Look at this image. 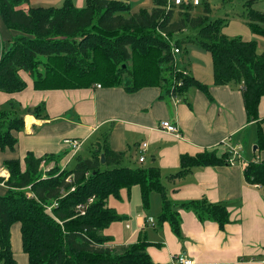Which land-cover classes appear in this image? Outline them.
I'll return each instance as SVG.
<instances>
[{
  "label": "trees",
  "instance_id": "1",
  "mask_svg": "<svg viewBox=\"0 0 264 264\" xmlns=\"http://www.w3.org/2000/svg\"><path fill=\"white\" fill-rule=\"evenodd\" d=\"M29 1L0 0L4 24L17 32L8 45L0 44V91L24 90L27 83L20 74L24 70L37 90L100 84L135 92L158 86L162 98L178 95L191 104L188 93L197 88L213 99L209 85L177 66L174 48L182 52L194 45L212 54L215 85L242 91L247 122L257 123V145L264 150V119L260 118L264 51H259L257 39L226 34L224 28L231 18L212 19L209 1L194 5L154 0L151 9L138 12H133L132 0H85L82 7L73 0L49 7H30ZM256 1L246 0L247 10L238 13V18L264 37V11L253 7ZM199 6L202 8L197 10ZM189 29L192 32L183 35ZM27 114L49 118L46 102L24 107L12 99L0 106V151L16 148L15 133L25 129ZM111 130L105 129L91 143L88 157L78 151L72 169L59 165L66 152L41 157L28 152L25 168L18 158L2 163L9 177L0 176L7 187L0 194V264L17 263L11 240L17 222L28 264H161L153 261L148 252L152 242L143 234L136 242L116 245L113 236L104 232L124 218L108 204L109 197H118L122 189L134 185L140 186L146 211L151 208L152 192L160 194L156 224L161 227L168 222L179 239H183L181 210L193 211L201 222L214 221L222 230L231 222L227 202H212L207 197L176 200L158 165H125L127 153L110 147ZM218 149L181 154L179 168L169 178L229 164L231 152ZM50 162L54 166L45 169ZM243 172L247 183L264 188V160L245 162ZM55 203L58 205L53 206Z\"/></svg>",
  "mask_w": 264,
  "mask_h": 264
},
{
  "label": "crops",
  "instance_id": "2",
  "mask_svg": "<svg viewBox=\"0 0 264 264\" xmlns=\"http://www.w3.org/2000/svg\"><path fill=\"white\" fill-rule=\"evenodd\" d=\"M62 1L30 0L27 6H57ZM73 1L78 7L85 3V0ZM132 6L133 12L151 9L154 0H132ZM224 31L228 35H242L247 40L264 42V37L253 33L238 17H233ZM16 33L7 28L0 15V44L8 45ZM182 54L186 56H178ZM176 61L180 70L209 85L213 99L197 88H191L188 93L191 104L178 95L162 98L158 86H147L135 92H127L123 87L104 86L37 90L31 76L21 70L27 87L14 93L0 91V106L12 99L24 107L44 101L49 118L25 116V129L15 133L18 137L16 148L0 151V176L9 177V171L2 165L8 159H20L25 168L24 159L28 152L37 157L66 152L59 165L67 167L75 154L65 139L83 141L81 151L86 144L94 143L102 131L112 127L110 147L127 153L125 165H158L172 198L207 197L212 202L225 201L231 213V222L222 230L214 221L201 222L193 211L181 210L183 239H179L168 222L160 227L156 224V216L144 212L143 204L138 201V198L141 200L140 186L134 185L121 190L117 198L122 202L112 201L113 196L108 199V203L123 214L125 222L124 231L116 230L114 223L104 231L115 237L116 245L136 242L143 234L152 242L148 252L156 263L184 264L177 260L183 255L193 260L192 264H264V188L247 183L243 172L245 162L264 160V150H254L257 123L247 122L241 90L214 84V63L210 52L190 45L187 50L176 54ZM260 118L264 119V105H260ZM163 120L176 124L181 135L160 128ZM144 142L148 143L146 147ZM226 142L242 147L240 163L208 166L183 178H169L178 170L181 154L194 155L204 148H219L223 153ZM142 154L145 160L140 162ZM54 164L50 162L44 168H51ZM6 190L7 187L0 182V194H5ZM157 193L151 194L154 211L161 205V196ZM149 217L154 218V224L148 222ZM11 232L12 250L14 234L18 249L25 253L21 224L15 223ZM21 261L28 264V254H21Z\"/></svg>",
  "mask_w": 264,
  "mask_h": 264
},
{
  "label": "rangeland",
  "instance_id": "3",
  "mask_svg": "<svg viewBox=\"0 0 264 264\" xmlns=\"http://www.w3.org/2000/svg\"><path fill=\"white\" fill-rule=\"evenodd\" d=\"M245 1L246 0H230L224 4V0H209L211 7H212V13H211L210 17L212 19H216L219 17H226V16L231 18V19H233V17H238V15H239L238 13H243L247 10V7L244 5ZM253 7L256 9H259V10H264V0H259V1L257 0L256 2L253 3ZM201 8L202 7L199 6V7H197V10H200ZM190 32H192V29H189V30L183 32L184 33L183 35H188V34H190ZM257 40L259 41V51H264V42L260 43L261 40L260 39H257ZM178 56L180 57V56H186V55L182 54V55H178ZM263 105H264V97L262 99L261 107H263ZM90 144H91V142L86 144V146L79 152V154H81L84 157H88L89 156L88 148H89ZM75 164H76V156L72 157L70 159V161L67 163L68 169L74 168ZM157 195H159V194L157 193ZM111 199H112V201H115L114 199H116L118 202H122L119 198H117V196H115V197L113 196V197H111ZM138 201H139V203L142 204V200H140L138 198ZM138 201H137V203H138ZM112 206H115V205H112ZM160 207H161V205L159 204L157 211H154L153 206H151V208L148 211H146V209H144V212H146V214L153 215L154 217L155 216L157 217L158 216L157 214H159V211L161 209ZM121 215H123V214H121ZM113 223L116 225V226H114L116 230H118V231H124L125 230L124 218L117 220V221H114ZM114 224H112V225H114ZM106 231H108V230L105 229V232ZM113 238L115 240V237H113ZM113 243H115V242H113ZM13 249H14L13 253H14L15 257L17 258V264H23L21 261V254H24V255H26V254L22 251L21 248L18 249L17 244H16V237L14 234H13Z\"/></svg>",
  "mask_w": 264,
  "mask_h": 264
},
{
  "label": "built area",
  "instance_id": "4",
  "mask_svg": "<svg viewBox=\"0 0 264 264\" xmlns=\"http://www.w3.org/2000/svg\"><path fill=\"white\" fill-rule=\"evenodd\" d=\"M172 2L176 3V4H180L182 2H186V3H191L194 5H199L201 3V0H171ZM174 52L176 54L180 53L181 51L179 50V48L175 47L174 48ZM98 87H101L102 85L97 84ZM159 127L162 129H166L168 131L174 132L178 135H181L179 127L176 124L171 123L169 120H163L160 122ZM65 143L67 145H70L72 147V149L74 150L73 153L76 154L83 146V141L79 140V139H70L67 138L64 140ZM148 143H143V146L146 147ZM225 150L231 152L230 157L227 159V162L229 163V165H236L237 163L241 162L242 159V147L240 145H233L229 142L225 143ZM145 160V155L142 154L139 158L140 162H143ZM74 189V188H73ZM28 196H31V194H29ZM92 200V199H91ZM58 203H55L53 206H57ZM78 208L82 209L85 208L83 205H79ZM148 222H150L151 224L155 223V220L153 217H149ZM178 262L180 263H184V264H192L193 260L188 259L187 257L181 255L178 257Z\"/></svg>",
  "mask_w": 264,
  "mask_h": 264
},
{
  "label": "water",
  "instance_id": "5",
  "mask_svg": "<svg viewBox=\"0 0 264 264\" xmlns=\"http://www.w3.org/2000/svg\"><path fill=\"white\" fill-rule=\"evenodd\" d=\"M258 149V145H254V150H257ZM104 158V156H102ZM102 162H105V159L102 160Z\"/></svg>",
  "mask_w": 264,
  "mask_h": 264
}]
</instances>
